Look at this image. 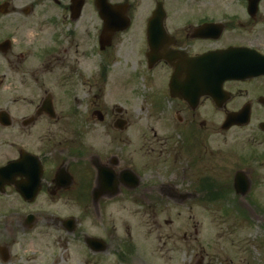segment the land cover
<instances>
[{
    "label": "flooded vegetation",
    "instance_id": "af4514ba",
    "mask_svg": "<svg viewBox=\"0 0 264 264\" xmlns=\"http://www.w3.org/2000/svg\"><path fill=\"white\" fill-rule=\"evenodd\" d=\"M132 202L183 264L264 260V0H0V264H131Z\"/></svg>",
    "mask_w": 264,
    "mask_h": 264
},
{
    "label": "rangeland",
    "instance_id": "374dc122",
    "mask_svg": "<svg viewBox=\"0 0 264 264\" xmlns=\"http://www.w3.org/2000/svg\"><path fill=\"white\" fill-rule=\"evenodd\" d=\"M104 92H105V97L103 98V101L105 104H107V107H110L112 103H116L115 98L117 97V94H118L116 87L113 88V85L112 86L105 85ZM124 94L130 95L132 97L131 101H133V99L136 98L132 93V86L130 87L128 86ZM137 103H138V100H136L135 105H137ZM140 124H147V123L145 121H142L140 122ZM141 127L143 128L144 126H141ZM97 128H98V132L96 134L97 139H94L93 143L97 141L98 150H102V149H105L106 147V144L104 145L103 143H104V140L107 138L106 137L107 133L104 132V130H106L107 127L105 124L99 123ZM130 206H131L130 208L131 241H132V246L136 249V250H132L131 264H183V260H182L183 253L178 254V253L173 252L171 250L170 245L161 247L159 244H161L162 241L158 240L159 234L153 231L151 227L146 228L145 219L143 218V216H141V214L136 213V211L138 210L137 204L136 203L134 204L132 202ZM181 209L184 210V208H181ZM168 210L170 212L171 207H169ZM175 216H176V213L172 216L164 214L160 217L161 228L159 231L162 234V236H165L166 233H169L171 231V229L173 228L172 221H174L175 223L178 222L181 225L183 224L184 221H186L185 218L175 217ZM166 221H169V222H166ZM88 222L89 220L86 223L89 224ZM149 231H152V232L149 234L148 233ZM142 247L143 249L146 247H149L151 249L149 252L152 255L150 256L149 254H146V258H144V254L141 257L139 253V256H138L137 251L141 249ZM143 251L141 250V253H143ZM257 251L254 249L252 250L254 256L259 255V253L257 254ZM140 258H143L144 260H141ZM254 262L255 264H264V260L262 261L261 259H257Z\"/></svg>",
    "mask_w": 264,
    "mask_h": 264
},
{
    "label": "water",
    "instance_id": "95a60500",
    "mask_svg": "<svg viewBox=\"0 0 264 264\" xmlns=\"http://www.w3.org/2000/svg\"><path fill=\"white\" fill-rule=\"evenodd\" d=\"M234 123L235 122L231 121V122H228L227 124L231 125V124H234ZM99 170H101L102 176H101V178L99 177L100 182L98 183L97 187L93 191V194L96 195V197L101 196L102 194H104V191L105 192L107 191V185H108V182H110V179H111V177L108 175L109 172H107L106 169L100 168Z\"/></svg>",
    "mask_w": 264,
    "mask_h": 264
}]
</instances>
